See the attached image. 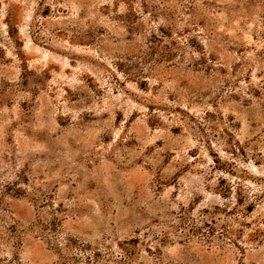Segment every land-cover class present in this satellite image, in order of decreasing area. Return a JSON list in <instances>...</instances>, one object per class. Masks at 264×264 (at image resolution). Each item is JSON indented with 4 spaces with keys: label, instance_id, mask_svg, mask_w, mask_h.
<instances>
[{
    "label": "clouds",
    "instance_id": "clouds-1",
    "mask_svg": "<svg viewBox=\"0 0 264 264\" xmlns=\"http://www.w3.org/2000/svg\"><path fill=\"white\" fill-rule=\"evenodd\" d=\"M0 264H264V0H0Z\"/></svg>",
    "mask_w": 264,
    "mask_h": 264
}]
</instances>
